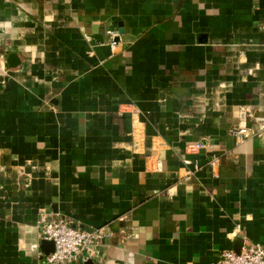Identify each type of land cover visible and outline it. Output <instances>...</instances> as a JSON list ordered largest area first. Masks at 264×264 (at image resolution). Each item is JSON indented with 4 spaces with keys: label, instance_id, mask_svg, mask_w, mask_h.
Segmentation results:
<instances>
[{
    "label": "crops",
    "instance_id": "1",
    "mask_svg": "<svg viewBox=\"0 0 264 264\" xmlns=\"http://www.w3.org/2000/svg\"><path fill=\"white\" fill-rule=\"evenodd\" d=\"M45 212L111 229L81 264L264 244V0H0V264Z\"/></svg>",
    "mask_w": 264,
    "mask_h": 264
},
{
    "label": "built area",
    "instance_id": "2",
    "mask_svg": "<svg viewBox=\"0 0 264 264\" xmlns=\"http://www.w3.org/2000/svg\"><path fill=\"white\" fill-rule=\"evenodd\" d=\"M111 46H117L116 35L109 31ZM238 138H250L251 134L245 128L234 131ZM204 146L196 145V149ZM217 168L219 160L213 158L210 162ZM40 236L44 241L52 242L54 250L45 256L41 264H81L87 261L88 255H94L103 242L112 237L108 226L88 229L74 222V220L53 213H43L38 221ZM213 264H264V244H251L244 247L240 254L235 251L222 252Z\"/></svg>",
    "mask_w": 264,
    "mask_h": 264
},
{
    "label": "water",
    "instance_id": "3",
    "mask_svg": "<svg viewBox=\"0 0 264 264\" xmlns=\"http://www.w3.org/2000/svg\"><path fill=\"white\" fill-rule=\"evenodd\" d=\"M47 242H48V241H47ZM49 243H51V244L53 245V250H54V244H53L52 242H49ZM241 251H242V247H240L238 250H235V252L238 253V254H240ZM88 264H93V263H92V260H90V261L88 262Z\"/></svg>",
    "mask_w": 264,
    "mask_h": 264
}]
</instances>
